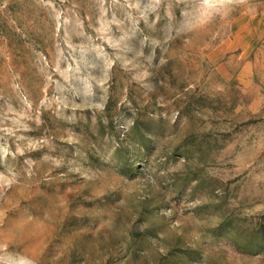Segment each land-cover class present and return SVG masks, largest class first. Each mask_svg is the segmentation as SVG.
Returning <instances> with one entry per match:
<instances>
[{
	"label": "rangeland",
	"instance_id": "obj_1",
	"mask_svg": "<svg viewBox=\"0 0 264 264\" xmlns=\"http://www.w3.org/2000/svg\"><path fill=\"white\" fill-rule=\"evenodd\" d=\"M0 264H264V0H0Z\"/></svg>",
	"mask_w": 264,
	"mask_h": 264
}]
</instances>
